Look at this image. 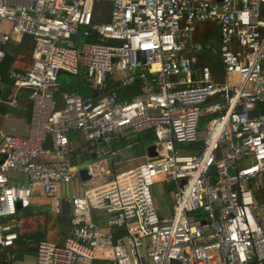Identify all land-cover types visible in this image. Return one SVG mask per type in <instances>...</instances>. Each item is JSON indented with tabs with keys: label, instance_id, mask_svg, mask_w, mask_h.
I'll return each mask as SVG.
<instances>
[{
	"label": "built area",
	"instance_id": "2783aa9c",
	"mask_svg": "<svg viewBox=\"0 0 264 264\" xmlns=\"http://www.w3.org/2000/svg\"><path fill=\"white\" fill-rule=\"evenodd\" d=\"M205 22L218 28L221 82L187 51ZM17 37L32 40L30 65L7 77L28 92L31 116L26 136L0 131V252L14 246L22 222L13 217L38 188L53 215L66 202L70 218L62 245L37 243L35 264H264V115H254L264 102V0H0V63ZM60 72L96 91L111 79L140 92L64 93L57 106ZM144 130L154 156L115 173L112 144ZM71 132L105 157L84 166L82 193L61 194L79 170ZM195 143L197 154L180 148ZM13 173L26 181L9 184ZM159 178L174 186L167 218L151 193Z\"/></svg>",
	"mask_w": 264,
	"mask_h": 264
},
{
	"label": "crops",
	"instance_id": "0c3cea01",
	"mask_svg": "<svg viewBox=\"0 0 264 264\" xmlns=\"http://www.w3.org/2000/svg\"><path fill=\"white\" fill-rule=\"evenodd\" d=\"M102 6H107L104 21L99 17V9H101ZM109 8L110 5L108 3L99 4L97 7L98 13L96 18L101 22L108 21ZM218 39V28L213 22L197 24L194 33L187 44V51L188 54H192L197 58L198 64H208L211 68L212 78L217 82H221L223 80V69L218 55L212 50V48H216ZM14 40L15 41H13L8 51V54L10 55L9 57L13 60L11 68L17 70L26 69L30 65V53L33 47L32 40L28 37H17L14 38ZM87 43H89L88 39L80 41V45ZM205 43L208 44L209 47H206L205 45V48L207 49L203 50L202 44ZM2 63L3 62L0 64ZM74 76L67 72H60L56 81V91L53 96L57 106H61L64 93H79L83 98H94L95 96H102L103 94L114 90L117 92L120 100H131L140 92L138 82H135L130 86H122L120 82L111 79L102 91H96L85 83L82 75ZM229 78L232 81H236L234 76H230ZM59 79H61L60 86L57 85ZM1 85L7 86L8 91L6 92L7 100L4 101V103H0V131L17 136H26L29 128V121L26 112L29 106L31 116V104L28 100V95L25 90L16 91L11 84H2L0 81V87ZM3 94L4 92H2L0 88V100L3 97ZM5 108L7 109L3 111ZM117 139L118 140H115L112 144V149L117 153V157L113 160L108 159L106 163L110 166L114 165L113 168H116L115 173L122 170V168H129L141 163L148 155L147 147L153 142L151 130H144L140 133H131L130 131H127ZM69 140L72 150L74 151L73 160L75 166H77L79 170L84 168L87 163L101 162L103 164L105 156H96V154L93 153L96 148L91 144L83 141L84 144L82 146L76 147L74 145V142H81L83 140L78 133L71 132L69 134ZM46 145L48 146V143ZM99 147L102 148V146ZM25 181V175L21 173H13L10 174L8 182L11 185H15ZM158 182L166 184L165 188L160 190L161 194H167L170 201H172L168 208L167 206H159L157 200L154 198L159 215L167 218L171 214L173 207L172 193L174 191V186L164 178H159ZM85 183L86 182L80 180L77 173L71 184L60 187V193H82L84 187H86ZM52 217L53 214L50 211L49 200L44 199L41 196L40 190L36 188L33 192L30 206L27 209L19 210L17 215L13 218L19 219L22 222L19 236L39 232L42 235L41 240L47 239L51 241L53 238L56 239L58 235L61 236L62 231L63 237H60L59 241L61 239L60 243L63 244L69 230L70 215L62 213L61 215H57L58 220L53 219L52 222H50L49 219ZM92 219L96 224L105 225L107 217H105L103 213L94 212ZM35 252L36 250L33 252H27L28 257L24 263L20 260H13V256L16 255L17 257L15 252L10 254L9 252H6L7 258H5L3 262L1 261L0 264H35ZM21 253L24 252H20V254ZM96 264H105V262L99 260Z\"/></svg>",
	"mask_w": 264,
	"mask_h": 264
},
{
	"label": "rangeland",
	"instance_id": "374dc122",
	"mask_svg": "<svg viewBox=\"0 0 264 264\" xmlns=\"http://www.w3.org/2000/svg\"><path fill=\"white\" fill-rule=\"evenodd\" d=\"M107 10V6H102L101 7V9H99V14H100V18H101V20L102 21H104L105 19V11ZM205 45H206V47H209L208 46V44H202V49L203 50H205V49H207V48H205ZM69 74V73H68ZM74 76V75H73ZM74 77H76V76H74ZM62 79V78H61ZM61 79H59L58 80V82H57V85H61ZM1 91L2 92H4V94H3V97L1 98V100H0V103H4V101H6L7 100V96H6V92L8 91V88H7V86H5V85H1ZM205 127H206V121H204L202 124H200V126H199V128H200V130H205ZM84 140H82L81 142H74V145L77 147H79V146H82L83 144H84V142H83ZM123 169V168H122ZM165 186H166V184L165 183H163V184H161V183H159L158 181H157V183H155V185L154 186H152V188H151V193H152V196L157 200V203H158V205L159 206H167L168 208L170 207V205H171V203H172V201H170V198H168V195L167 194H165V195H162L161 194V191L160 190H163L164 188H165ZM106 217V216H105ZM53 219H55V220H58V217L57 216H54L53 215V217L52 218H50L49 219V221L50 222H52V220ZM62 238L63 237V232L61 231V236H57V238L56 239H54L53 238V240H51V241H53L54 243H56L57 245H62V243H60L61 242V239H60V241H59V238ZM36 244L34 243H32V244H30L29 246H25V247H23V246H21V247H18V248H16V249H11V250H9V251H12V252H15L16 254H17V257H16V255L15 256H13V260H16V261H18V260H20V261H22V263H24L25 262V260H26V258L28 257V253L27 252H31V249H33V248H35L36 246H35ZM8 251V252H9ZM27 251V252H26ZM20 252H24V253H21L20 254ZM18 253H19V255H18ZM0 255H2V254H0ZM3 258V256L2 257H0V259H2Z\"/></svg>",
	"mask_w": 264,
	"mask_h": 264
},
{
	"label": "trees",
	"instance_id": "16d2710c",
	"mask_svg": "<svg viewBox=\"0 0 264 264\" xmlns=\"http://www.w3.org/2000/svg\"><path fill=\"white\" fill-rule=\"evenodd\" d=\"M88 42H92L91 39H88ZM10 55L8 54L7 57L5 58V60L3 61L2 64H0V76H1V82L2 84H11L12 85V81L7 77V72L8 70L11 68V65H12V58L9 57ZM28 95V92L25 91ZM7 108H5L3 111H5ZM26 116L28 118V121L30 120V106L28 107L27 109V112H26ZM181 150H183L184 153H187V154H197L199 151H200V148H201V143H195V144H192V145H182L181 147ZM42 239V235L41 233L39 232H34L32 234H29V235H21L18 237V239L15 241V244L13 247L11 248H7L6 250L4 249L3 253H0L2 255H0V257L3 256L2 259H0V262L7 258V253L9 250H11L12 248L13 249H16L18 247H25V246H29L30 244H36ZM35 245V246H36ZM34 250H36V247L31 249V252H33ZM7 252V253H6ZM12 253V251H9V254Z\"/></svg>",
	"mask_w": 264,
	"mask_h": 264
},
{
	"label": "water",
	"instance_id": "95a60500",
	"mask_svg": "<svg viewBox=\"0 0 264 264\" xmlns=\"http://www.w3.org/2000/svg\"><path fill=\"white\" fill-rule=\"evenodd\" d=\"M264 115V102L260 103L258 105V110H256L254 112V115ZM154 149L155 147L150 145L147 147V151H148V156H154ZM214 173V167H211L208 175H212ZM78 176L80 178L81 181L83 182H87L90 178L89 176H87V172L85 168H81L80 170H78ZM20 205L18 204L17 209H19ZM62 209H63V214L68 215L69 214V205L66 202H63L62 204Z\"/></svg>",
	"mask_w": 264,
	"mask_h": 264
},
{
	"label": "bare ground",
	"instance_id": "6f19581e",
	"mask_svg": "<svg viewBox=\"0 0 264 264\" xmlns=\"http://www.w3.org/2000/svg\"><path fill=\"white\" fill-rule=\"evenodd\" d=\"M74 264H87V263L84 262V261H81V260L77 259V260L74 262Z\"/></svg>",
	"mask_w": 264,
	"mask_h": 264
}]
</instances>
